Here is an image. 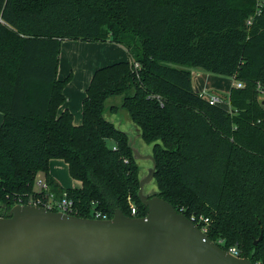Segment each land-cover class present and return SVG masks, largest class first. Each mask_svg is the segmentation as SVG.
I'll use <instances>...</instances> for the list:
<instances>
[{"label":"trees","instance_id":"obj_1","mask_svg":"<svg viewBox=\"0 0 264 264\" xmlns=\"http://www.w3.org/2000/svg\"><path fill=\"white\" fill-rule=\"evenodd\" d=\"M65 40L123 47L129 61L94 71L74 125L57 78ZM138 68L134 69L133 64ZM232 78L230 111L195 92L191 69ZM264 0H0V217L18 196L53 200L72 216L144 217L130 136L105 117L124 110L155 162L152 195L187 218L209 219L207 237L264 264ZM132 92L128 94V91ZM62 160L79 188H62ZM150 195V196H152ZM130 202L136 207L132 215ZM183 208L184 211L181 210ZM261 235L256 245L253 242Z\"/></svg>","mask_w":264,"mask_h":264},{"label":"water","instance_id":"obj_2","mask_svg":"<svg viewBox=\"0 0 264 264\" xmlns=\"http://www.w3.org/2000/svg\"><path fill=\"white\" fill-rule=\"evenodd\" d=\"M192 83L199 92L194 77ZM259 104L264 108V99ZM144 158L152 163L137 192L147 207L144 217L115 209L109 219L81 218L14 205L0 217V264H252L221 249L167 201L144 194L155 171L153 156Z\"/></svg>","mask_w":264,"mask_h":264},{"label":"rangeland","instance_id":"obj_3","mask_svg":"<svg viewBox=\"0 0 264 264\" xmlns=\"http://www.w3.org/2000/svg\"><path fill=\"white\" fill-rule=\"evenodd\" d=\"M173 1H175V0H173ZM65 41H67V43H69V42L81 43V41H77V40H65ZM65 41H64V43H65ZM124 55H125V52H124ZM77 58H78L77 56H73V57H68V59H67V61L70 62L71 64H73V66H74V68H73L74 69V71H73L74 80H73L72 84H70V86L67 85L68 87H66V89H65L66 93H68V94H73L72 92H74L76 90L77 86L81 83V78L83 80L82 71L79 70L77 65H79L82 61H84V59L82 57L80 59H77ZM64 59H65L64 54H62L60 65L64 64L63 63L65 61ZM66 66H68V65H66ZM60 71L61 70H59L57 72V77L60 80H62L65 76H67L69 73H71V71L68 69L63 74H61ZM73 73H72V76H73ZM191 74L195 78V85L198 88L199 93H201L203 95L216 94V95H220L221 97H226L225 95L228 94V92L231 88L241 87V85H242V84L238 83L237 81L233 80L232 78L207 73V72H205L199 68L191 69ZM131 92H132V89H130L128 91V94ZM122 96L123 95L107 99L106 109H105V117L107 120H109L113 124H115L118 128H120L121 130H123L129 134L130 140L132 141L131 147L133 149H135L140 156L143 157V158H137L136 159L137 164H138V168H139V172H138L139 180H142L146 177V175L148 174V170L152 166V163L148 159L144 158V156L151 154L152 145L151 144H145L142 142V140L139 137L138 131L133 126V124L131 123V121L128 118V115L126 114V112L124 110L119 108V110L116 113H110L108 111L107 108L110 106L120 107V105L122 103ZM65 97L68 99L67 96H65ZM260 99H263V98H259V100ZM224 107L228 109L230 107V105L229 106L225 105ZM1 116H3V115L1 114ZM53 171L58 176H60L63 186L68 187V188H73V186L78 185L77 180L71 178V176L69 175L66 164L62 160L55 161L54 166H53ZM38 180L45 181V176L42 172L36 173L35 182H37ZM155 191H156V186L154 185L152 180L143 186L144 194L152 195ZM130 205L135 206L131 202H130ZM197 216H203V215L198 214Z\"/></svg>","mask_w":264,"mask_h":264},{"label":"crops","instance_id":"obj_4","mask_svg":"<svg viewBox=\"0 0 264 264\" xmlns=\"http://www.w3.org/2000/svg\"><path fill=\"white\" fill-rule=\"evenodd\" d=\"M65 44V45H64ZM103 44V45H102ZM68 46V47H67ZM68 51H67V50ZM78 50V51H77ZM80 51V52H79ZM69 52V53H68ZM125 52V55H124ZM62 54H64V61L62 65L61 64V57ZM77 56V59H80L81 57L84 59L78 66L79 70L82 71L83 74V80L81 78V83L77 86L76 90L72 92L73 94L66 93L65 89L70 86L74 80V66L70 62L67 61L68 57ZM129 56L127 54V51L114 43H111L109 41L106 42H81V43H72L67 41H62L60 45V52H59V62H58V69L61 70V74L65 73L66 70H70L71 74L73 73V76L71 80L68 82V84L63 89L64 96L68 97V101H66L60 108L59 112H61L64 109H68L73 117V124L79 125L81 124L82 119V110H81V103L82 99L85 97V91L89 85L90 79L94 73L95 70L98 68H101L106 65H110L112 63H116L119 61H129ZM70 65H69V64ZM106 64V65H105ZM68 65V66H66ZM81 74V73H80ZM58 78V77H57ZM59 79V78H58ZM60 80V79H59ZM199 91V90H198ZM2 117L0 113V125L2 123ZM55 161H59L57 159H53L49 161V175L62 187V188H68L62 185V180L60 176H58L53 171V166ZM67 167V165H66ZM78 182V181H77ZM80 182H78V185L73 186V188H79Z\"/></svg>","mask_w":264,"mask_h":264},{"label":"built area","instance_id":"obj_5","mask_svg":"<svg viewBox=\"0 0 264 264\" xmlns=\"http://www.w3.org/2000/svg\"><path fill=\"white\" fill-rule=\"evenodd\" d=\"M133 67L134 69H137L138 64L134 63ZM258 93H259L258 98L264 99V88H258ZM208 101L211 105H218L223 108H225L224 107L225 105L229 106V102L228 100H226V98H223L220 95H216V94L208 95ZM225 109L230 111V107L228 109L227 108ZM35 189L38 192L43 191L46 194L47 199L45 198L43 199L42 197L33 198L32 196H26V195L24 197L18 196L16 198L15 205H38L44 207L49 211L62 212L67 215H72L73 203L71 200L67 199L65 195L60 200H53L52 194L49 193L48 186L46 185L45 181H41V180L35 182ZM130 210L132 215L136 214L135 206L130 205ZM181 210L184 211L183 208H181ZM92 216H93L92 219H107L105 215H102L99 212L93 211ZM188 219H190L198 227V229L203 235L207 236L208 227H209V219L207 217L191 215ZM215 244L219 246L221 249H223L221 247V245H223V241L221 239H218ZM223 250H225L227 253L231 254L234 257L240 258L239 250L234 246H230L227 249H223Z\"/></svg>","mask_w":264,"mask_h":264}]
</instances>
